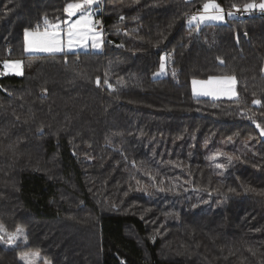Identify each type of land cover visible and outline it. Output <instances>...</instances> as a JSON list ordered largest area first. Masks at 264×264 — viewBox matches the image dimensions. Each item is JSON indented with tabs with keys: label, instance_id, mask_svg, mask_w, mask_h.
Wrapping results in <instances>:
<instances>
[{
	"label": "trees",
	"instance_id": "trees-1",
	"mask_svg": "<svg viewBox=\"0 0 264 264\" xmlns=\"http://www.w3.org/2000/svg\"><path fill=\"white\" fill-rule=\"evenodd\" d=\"M68 2L0 0V69L24 64L0 75V224L27 234L0 264H264V13L197 27L210 0H101L102 51L27 54ZM219 74L236 98L193 95Z\"/></svg>",
	"mask_w": 264,
	"mask_h": 264
},
{
	"label": "snow or ice",
	"instance_id": "snow-or-ice-1",
	"mask_svg": "<svg viewBox=\"0 0 264 264\" xmlns=\"http://www.w3.org/2000/svg\"><path fill=\"white\" fill-rule=\"evenodd\" d=\"M97 0H70L67 3L65 8V13L68 17V20L64 22L66 26V35L68 37V47L78 46L81 40H84L88 37H92L96 46H99V33L96 32L93 27V21L91 19V13L88 11ZM259 7L261 10H264V3H260L256 5L254 3H248L244 5V10H251L253 8ZM205 15H197L191 17L189 23H195L198 27L200 23L208 21V20H216L222 21L224 19L223 15H208L209 11L222 13L223 9L220 8L218 4L214 2V0H210V2L205 3L204 6ZM239 11V9H237ZM79 14V15H78ZM228 15H232V13H228ZM78 16L77 19L69 23L72 17ZM45 29L43 32L35 31L31 32L25 30V38H26V51H43V52H55V51H63L62 40H61V31L58 29L61 28V25L53 24L49 25L47 18L45 17ZM22 62H5L6 67H11L13 70L19 71L20 65ZM163 69V66H161ZM234 77L232 78H224L225 81H234ZM212 78L209 79L207 83H211ZM99 83V80H97ZM195 83V82H194ZM110 86V85H109ZM206 94H214V93H206ZM254 103L259 104L260 101H254ZM259 127V125H258ZM264 132V128L261 129ZM219 167H223V165H219ZM7 237L8 244H14L18 239H23L24 243H27V234L26 230L22 226H18L15 232H8L4 225L0 224V241L4 240V237ZM29 255L34 258L39 257V252H34L31 254H22L21 259L24 261V264H34L33 259H29Z\"/></svg>",
	"mask_w": 264,
	"mask_h": 264
},
{
	"label": "rangeland",
	"instance_id": "rangeland-1",
	"mask_svg": "<svg viewBox=\"0 0 264 264\" xmlns=\"http://www.w3.org/2000/svg\"><path fill=\"white\" fill-rule=\"evenodd\" d=\"M251 3L259 5L260 3H264V2L262 1V2H251ZM256 8H259V7H256ZM88 11L91 13V19H92L93 23L96 20H98V22H99V18H97V14H98V12L101 11V0H97V2L94 3L93 6ZM230 11H227V12L228 13H232ZM203 12H204V9H203ZM228 13H226L225 10H223L222 13H216V12L209 11V13H207L208 15L220 14V15L224 16V19L222 21L208 20V21L202 22L200 24L208 23V22L224 23V22L227 21L229 16L233 17V13H232V15H228ZM199 15H205V12L202 13V14H199ZM77 18H78V16L72 17L71 20H69L68 22L71 23L72 21H74ZM66 20H68L67 16H66V18H64L62 20H59L56 23L50 24V25H53V24H58L59 23L61 25V28L58 29V31H61V40H62V46H63L64 50L63 51H55V52H75V51H90V50L101 51L102 46H103V44L101 43L102 40H103V33H102V31H100L98 29H95V30H96V32L99 33V37H98V41H99V44H100L99 46H96V44L94 42V39L92 37H88V38H86L84 40H81L78 46L74 45L71 48H69L68 47V37L66 35L67 29H66V26L64 24V22ZM93 27H94V25H93ZM30 31L31 32H35L33 30H30ZM39 31L43 32L44 30H39ZM25 51H26V38H25ZM26 53L27 54H34V53H54V52L26 51ZM17 61L22 62L21 65H20L19 71L13 70L11 67H6L5 66L6 67L5 68L6 71L3 70L4 73L5 74L6 73L22 74L23 70H24V64H23V60L22 59H7L6 61H4V65H5V62H9V64H11L12 62H17ZM166 74H167L166 68L163 66V69L161 67V69L156 74V76L160 77V76H164ZM232 77H234V76H231L229 74H219V75L210 76L208 78H196L192 82L193 95H195L196 97H206V98H212V99L236 98L237 95H238L237 88H236V78L234 77L235 78L234 81H231V80L230 81H225L224 80V78H232ZM210 78H212V82L209 84L207 82L209 81ZM206 93H214V94H206ZM262 128H264V127H259L261 136L264 139V132L261 131ZM15 243H16V241H15ZM34 252H38V251L25 250L24 252H22L19 255V257H21L22 254H31V253H34ZM29 259H33L34 260V264H50L49 262L44 260V258L42 257V255L40 253H39V257L38 258H34V257H31L29 255Z\"/></svg>",
	"mask_w": 264,
	"mask_h": 264
},
{
	"label": "built area",
	"instance_id": "built-area-1",
	"mask_svg": "<svg viewBox=\"0 0 264 264\" xmlns=\"http://www.w3.org/2000/svg\"><path fill=\"white\" fill-rule=\"evenodd\" d=\"M237 9H239V11ZM230 12H232L233 15L238 20H240V19L244 18V16L246 14L256 13V12L264 13V10H261L259 8H253L251 10L245 11L244 10V6H235ZM198 14H199V12L198 13H195L194 16H196ZM93 25H94L95 29H98V30L102 31V33L104 35L106 29H105V25H104V16L103 15L101 17H99V22H98V20H96V21H94ZM170 53H171L170 51H167V52H164L163 53V60H162V63L163 64L166 63V58L165 57L167 55H169ZM3 74H4V71L2 69H0V75H3Z\"/></svg>",
	"mask_w": 264,
	"mask_h": 264
},
{
	"label": "crops",
	"instance_id": "crops-1",
	"mask_svg": "<svg viewBox=\"0 0 264 264\" xmlns=\"http://www.w3.org/2000/svg\"><path fill=\"white\" fill-rule=\"evenodd\" d=\"M202 13H204L203 11H201V12H199V14H202ZM198 14V15H199ZM28 31H30V30H28ZM102 44H103V46H102V49H101V51L103 50V48H104V38H103V40H102V42H101ZM100 45V44H99ZM6 67H5V65H4V70L6 71V69H5Z\"/></svg>",
	"mask_w": 264,
	"mask_h": 264
}]
</instances>
